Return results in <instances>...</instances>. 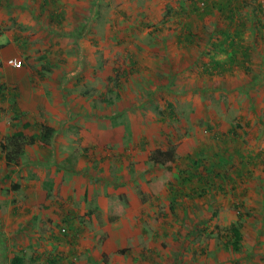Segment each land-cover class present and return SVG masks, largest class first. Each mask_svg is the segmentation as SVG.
Returning <instances> with one entry per match:
<instances>
[{
    "label": "rangeland",
    "instance_id": "374dc122",
    "mask_svg": "<svg viewBox=\"0 0 264 264\" xmlns=\"http://www.w3.org/2000/svg\"><path fill=\"white\" fill-rule=\"evenodd\" d=\"M10 35L28 48L0 56V145L14 124L55 134L19 165L0 148V264H264V0H0Z\"/></svg>",
    "mask_w": 264,
    "mask_h": 264
},
{
    "label": "trees",
    "instance_id": "16d2710c",
    "mask_svg": "<svg viewBox=\"0 0 264 264\" xmlns=\"http://www.w3.org/2000/svg\"><path fill=\"white\" fill-rule=\"evenodd\" d=\"M210 12H211V10L208 9V13H210ZM205 15H207V14L205 13ZM233 22L234 21L231 20V23H233ZM187 29L190 30V27L188 26ZM222 34L224 35V40L221 41V44H220L221 50L223 52H227L226 45H228V47L231 49H234V50L237 49L238 50V47H240V45H238L237 41H239L241 39L240 33L235 32V34L231 35V34H228V32L226 31V32H223ZM194 38L195 37H193V35H191V36H188L186 38V40L188 41V43H191L192 41H194ZM27 48L28 47H26V49ZM221 65H224V64H221ZM209 66H214V70H216L218 68L220 70V72H223L225 70V65L222 66V68H219L218 64L215 63L214 61L212 64H209L207 66L208 71H209ZM3 90H4V88H3ZM3 90H0V93L2 95V97L0 99L1 102L4 100V92H2ZM16 106H17V104H14V109ZM12 109H13V107H12ZM170 115H172V114H170ZM14 119H16L19 124L23 123L21 118L15 114H14ZM12 127H13L14 132L12 133L11 136L8 137L7 141L9 143L7 144L5 142L6 140H4L3 143L0 145L2 152L7 153V155L5 157L7 164L12 163V164L19 165L20 159L22 158V156L25 152V148H26L27 144L33 145L37 141H40L44 145H50L52 138L54 137V134H55V130L53 128L46 127V126H40L38 134L37 135L35 134L36 136L34 138H32L31 140H28L27 136L25 135V131L27 129L31 128L30 123L27 122L26 124H22L20 127L18 126V124H14ZM150 162L153 166H157V167H160V168H163L164 170H166L167 172L165 173L164 176L166 179H169V177H170L169 171H171V169L173 168V166L176 162L175 150L174 149H168L165 151L162 149H158L150 157ZM199 163H200V161L197 163V165ZM212 172H213V169H212ZM210 185L212 186L214 184L212 182H210ZM149 186H150L151 192L153 193L154 196H157L160 192H162L164 190V185L162 184V182H156V183L151 182L149 184ZM180 196L181 195H179L177 192H175L174 194L172 193V201L171 202L174 204V206H177L179 204L178 198ZM198 197H201V195H199ZM121 203L122 202H121L120 197L108 198V202H107L108 214L112 217L122 216L124 214V211H123L124 207L121 206ZM238 214H239V212H238ZM73 227H74V225H72L69 228L72 230ZM75 233H76V236H79L78 231H75ZM227 238H228V244H229L230 250L233 251V253L234 252L235 253L241 252L245 240H244V236L241 232L240 222L234 223L230 227ZM2 249H4V247H2ZM11 264H24V260L21 257H14ZM50 264H61V260L53 261Z\"/></svg>",
    "mask_w": 264,
    "mask_h": 264
},
{
    "label": "crops",
    "instance_id": "0c3cea01",
    "mask_svg": "<svg viewBox=\"0 0 264 264\" xmlns=\"http://www.w3.org/2000/svg\"><path fill=\"white\" fill-rule=\"evenodd\" d=\"M19 38V37H18ZM14 37L12 36V35H10L9 36V43L8 44H3V47H2V49L0 48V56H2V58L4 57L5 59H6V56H5V54H10L9 56H11V57H13V54H16V56H21V54H20V51H22V52H25V50H26V47H27V43H26V40L25 39H23V38H20V39H18V41H16V44L14 43ZM4 45H6V46H4ZM20 64H21V66H22V63L20 62ZM13 79V78H12ZM28 80V79H27ZM45 80V79H44ZM9 81V80H8ZM21 81V80H20ZM39 83V84H42V85H50V82H51V79L50 78H47L46 77V80L45 81H43V82H40V81H38V79H36V78H33V83L34 84H36V83ZM7 83H10V84H12L13 85V87L15 86V81H14V79L13 80H11V81H9V82H7ZM7 83H5V84H7ZM22 83H24L25 84V86H27V87H30L33 83H32V80H28L27 82H22ZM4 84V85H5ZM9 85V84H8ZM6 86L7 87V90L8 91H6V94H8L10 91H12L11 90V87H9V86ZM17 85H19V82L17 81ZM15 88V87H14ZM5 89V88H4ZM50 89H47V91H49ZM18 94V93H17ZM12 95V94H11ZM44 95H47V92H45L44 93ZM27 99V98H26ZM1 101V100H0ZM4 101V100H3ZM59 102V101H58ZM42 103V105L41 106H43V109H42V111L43 112H50L52 109V107H51V102H50V100L48 99V98H45V100L44 101H42L41 102ZM37 106V105H36ZM59 106H60V103H59ZM31 108H33L32 106H31ZM68 110V109H67Z\"/></svg>",
    "mask_w": 264,
    "mask_h": 264
},
{
    "label": "built area",
    "instance_id": "2783aa9c",
    "mask_svg": "<svg viewBox=\"0 0 264 264\" xmlns=\"http://www.w3.org/2000/svg\"><path fill=\"white\" fill-rule=\"evenodd\" d=\"M11 64H12L15 68H20V67H21V64H20V63H17V61H13V62H11Z\"/></svg>",
    "mask_w": 264,
    "mask_h": 264
}]
</instances>
